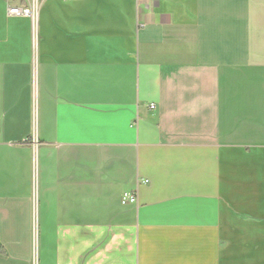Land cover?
<instances>
[{"label": "crops", "instance_id": "crops-1", "mask_svg": "<svg viewBox=\"0 0 264 264\" xmlns=\"http://www.w3.org/2000/svg\"><path fill=\"white\" fill-rule=\"evenodd\" d=\"M17 4L0 264H264V0Z\"/></svg>", "mask_w": 264, "mask_h": 264}, {"label": "built area", "instance_id": "built-area-1", "mask_svg": "<svg viewBox=\"0 0 264 264\" xmlns=\"http://www.w3.org/2000/svg\"><path fill=\"white\" fill-rule=\"evenodd\" d=\"M42 1L43 0H20V4L8 6V14L27 16L35 23ZM150 107L154 108V104H151ZM122 201L123 203H135V193H125L122 197Z\"/></svg>", "mask_w": 264, "mask_h": 264}, {"label": "trees", "instance_id": "trees-1", "mask_svg": "<svg viewBox=\"0 0 264 264\" xmlns=\"http://www.w3.org/2000/svg\"><path fill=\"white\" fill-rule=\"evenodd\" d=\"M3 247H2V245H0V253H2L3 252Z\"/></svg>", "mask_w": 264, "mask_h": 264}]
</instances>
